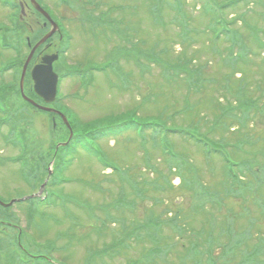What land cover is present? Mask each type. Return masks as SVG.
Listing matches in <instances>:
<instances>
[{"label":"rangeland","instance_id":"rangeland-1","mask_svg":"<svg viewBox=\"0 0 264 264\" xmlns=\"http://www.w3.org/2000/svg\"><path fill=\"white\" fill-rule=\"evenodd\" d=\"M2 1L0 71L3 68L4 72L0 74V201L7 203L37 192L42 181L45 190L41 197L46 199L47 191L55 190L67 201L62 204L53 192V196H48L52 205L41 202L31 222L26 204L12 202L7 211L0 208V222L22 229L26 238L20 240L21 245L29 252L41 254L37 261H32L34 256L26 253L25 258L29 260L26 264H148L143 255L152 244L145 237L148 233L146 223L172 218L171 214L166 216L170 209L172 213H181L178 222L182 224V231L175 232L166 226L154 230L156 239L161 236L166 243L175 246L165 260H155L151 264H194L189 256V243L196 247L193 253L198 251L199 245L201 253L209 247L218 253L209 241H213V236L227 223L231 212L241 215L243 208L256 223L246 228L247 221L240 219L235 223L236 228L239 231L249 229L254 239L243 243L224 260L239 264L243 259L251 260L252 249L264 251V213L246 202L240 206L236 199L223 202L226 180L224 162L220 159L223 157L217 154H214L217 157H206L203 145H196L188 136L165 133L166 143L173 153L171 158L164 155L160 138L157 144V137H149L152 128L140 138L126 131L115 140L98 142V149L104 155L101 154L100 162L75 149L76 154L70 156L74 160L65 174L66 183L51 185L50 182L55 181H45L43 170L51 160L53 166L56 165L58 150L68 134L84 135L83 131L128 114V119L139 122L160 121L168 129H190L196 132V138L222 145L223 149L217 151L223 152L227 160L231 157L229 161L237 163L245 157L253 158L264 172V8L261 0L240 6L246 21L235 26L238 34H244L249 43L258 41L257 48L263 49L259 48V52L256 48L244 60L236 50L232 56L229 54L228 43L215 42L212 20L193 0H177L180 10L168 9L162 0H90L94 5L87 9L96 15L106 11L108 15L103 17L115 23L110 27L102 21L89 24L80 16L77 3L89 0H76L77 3L66 0L65 4L60 0H38L52 14L63 18L62 24L70 37L66 53L57 64L61 78L57 103L53 105L67 125L61 117L56 116L52 121L51 115L25 104L20 94L24 60L31 58L22 80L23 94L37 105L46 106L34 96L29 72L41 63L44 54L56 50L57 45L55 42L49 51L32 46L31 54L26 44H34L45 37L48 25L43 27V21L29 7L28 0H15L25 5L21 14L18 10H10ZM150 5L157 6L155 13L150 11ZM240 26L251 27V37L248 30ZM157 58L167 64L191 60L190 64L186 63L187 70H200L202 85L189 84L182 72H164ZM251 59H254L253 64ZM71 67H78L81 72H73ZM92 67L96 72H87ZM246 103L250 105L247 109L243 108L248 106ZM25 113L29 120L19 124L26 136V146L21 145V148L15 137H11V130L15 120L26 119ZM10 115L12 119L7 118ZM6 118L8 122L1 124ZM27 151L36 157L44 156L48 162L42 158L34 167L29 166V161L18 162ZM104 158L123 168L126 175L120 177L105 169ZM25 164L29 166L27 173L39 176L36 187L30 176L22 174ZM203 184L217 189L221 204L199 208L203 213L197 214L199 210L195 211L192 197ZM119 198L129 206L119 207ZM256 208L264 209L259 198ZM1 229L4 233L0 234V264H22L18 258L24 254H13L18 243L17 230L7 231V226ZM116 239L125 240L122 252L104 253ZM207 260L203 258V264H209Z\"/></svg>","mask_w":264,"mask_h":264},{"label":"trees","instance_id":"trees-1","mask_svg":"<svg viewBox=\"0 0 264 264\" xmlns=\"http://www.w3.org/2000/svg\"><path fill=\"white\" fill-rule=\"evenodd\" d=\"M203 12H205L206 15L210 16V18L214 21V25L211 28V31L215 32L214 33V40L215 42H226L228 43V50L230 51V55L232 56L233 50L237 51V54H239L240 58L244 60V58L249 54H253L254 50H256L257 46L260 45L258 41H253L249 43L248 41L245 40V37H243L244 34H238V30L235 28L237 26L236 22L237 20L240 21L241 25L246 21L245 16L240 12V6L242 4H252L255 0H224V1H219V0H193ZM257 1V0H256ZM264 0H261L260 4H262L264 8ZM162 4L167 5L169 8L168 9H174V7L178 10H180L178 7L179 2L177 0H162ZM90 3L89 5H91ZM157 5V3H155ZM4 5L8 6L10 9L14 10L17 9V2L15 0H5ZM150 5V11L155 13L157 6ZM83 8H80L79 12L81 13L80 16L85 19L87 23L91 22H100L102 21L105 23L106 27H110L111 25H114L115 23L110 22L106 17H103L104 14L108 15V13H100V14H95L94 12H91L87 9L85 5H83ZM153 7V8H152ZM111 10V9H109ZM158 12V10H157ZM229 15H235L236 19L233 20H228ZM54 18H60L61 16H56ZM106 19V20H105ZM58 20V19H57ZM100 24H103V23ZM241 28H246L244 26H240ZM239 27V28H240ZM249 32V36L251 37L250 32H252V28H246ZM192 34V33H191ZM247 34V33H246ZM67 41L64 42L66 44ZM253 45V46H252ZM263 47H264V41H263ZM258 47L257 51L260 52V49L263 50L262 48ZM238 49V50H237ZM66 50V49H64ZM64 51L62 48H60V54H63ZM152 58V57H150ZM191 63V60H187L184 62H177L174 64H167L165 62H161L160 59L157 58V63L161 66V68L164 69V72H173L174 74H178L182 72L189 84L195 85H202V79L201 78V73L200 70H193V71H188L186 67V63ZM244 61L241 60V64ZM254 59H251V63L253 64ZM247 64V63H246ZM247 66V65H246ZM88 70V69H87ZM86 70V71H87ZM94 70V69H89ZM71 71L73 72H81L78 71V67L71 68ZM245 104V103H241ZM248 106L245 105V109L249 107L250 105L246 103ZM128 115V114H126ZM8 119H12V116L7 117ZM6 120L8 122V119ZM28 117L26 119H18L17 121L15 120V126L11 130L12 135L11 137H15V140L17 141V144L24 145L25 141L22 139V131L21 127H19V124H24L25 121L27 122ZM3 120L1 121V124L4 122ZM232 126V125H231ZM228 126L233 129V127ZM90 126H88L89 128ZM227 127V129H228ZM149 128H152L149 130V135L151 133L150 138L154 139L157 137V144H158V138H160L159 145L161 146V149L163 150V153L165 156L168 157H173V153L171 151V148L169 147L165 133L168 135H173L175 133L181 134L183 136H188L190 139H192L196 145H203L202 146V152L206 157H217L214 154L220 155L221 152L217 151L220 149H223L222 145L214 144L210 141L204 140L202 141L199 138H196L197 136L196 132L190 131V129H185L181 127L177 128H166L164 126V122H142L138 120H133V119H128V117H121L117 118L116 120L113 121H106L105 123H102L101 125H96V127H92L90 130L83 131L84 135H78L73 138V140L63 149L59 150L60 155L59 159L56 160V165L53 166V175H51V178L49 181H55V182H50L51 185L58 186L59 180L56 179L58 176V173H62L64 171V168L67 166H70L72 163V159L69 158L71 155L76 154L78 148L83 149L84 151L91 153V154H97V150L95 147L91 146V143H96L105 139H113L115 140L120 134H124V132H130L132 131L133 133H136L139 138L143 135L142 133L146 132ZM229 128V129H230ZM228 129V130H229ZM86 136V137H85ZM254 144V143H253ZM255 146V144H254ZM22 148V147H21ZM200 148V146H198ZM67 156L64 155V153H67ZM213 153V154H211ZM178 157V156H177ZM43 158L44 162H48V159H46L44 156L42 157H36L35 154H33L31 151H27L22 154L21 158L17 160L18 162L26 163L29 161V166H36V164ZM181 160L182 158L178 157ZM231 158V157H230ZM30 159V160H28ZM32 159V160H31ZM46 159V160H45ZM221 159V158H220ZM233 159V158H232ZM253 158L245 157L242 160L236 161L237 163H233L231 161H228L227 159L224 160V175L226 180L224 181V187H223V194H224V200L226 199H231V200H239L238 202L240 203V206H243V203L245 205V202L247 203L248 206H251L252 208L254 207L257 211H260L261 213H264L263 208H256V202L258 198L263 202L264 204V172L262 171L260 165L256 162L253 161ZM50 161V160H49ZM171 161V160H170ZM220 161V160H219ZM233 161V160H232ZM221 163V161H220ZM27 164H25L24 172L22 171V174L24 177L30 176L33 178V180L37 179L39 180V176L28 172V167ZM44 167V166H43ZM42 167V168H43ZM48 164L46 167H44L43 170L46 172V177L48 175ZM257 167V168H256ZM175 171L179 168H173ZM172 170V168L170 169ZM119 171V176H124L125 174L120 171L119 169L116 170V172ZM179 174V173H178ZM33 175V176H32ZM251 175V176H250ZM38 176V178L36 177ZM35 177V178H34ZM241 178H245V182L241 180ZM252 179V180H251ZM35 181V182H37ZM43 181L40 182L39 186L42 185ZM55 183V184H52ZM130 189L132 190L133 193H135V189L133 186L129 185ZM221 187V186H220ZM53 188V187H52ZM217 189H212L208 184H203L200 185L194 192L192 200L195 202V211H198L199 208L203 209L206 206L210 205H219L221 204V201L219 199L218 192H216ZM258 194V195H257ZM120 201L118 202L119 207H124L126 204V201L123 198H119ZM237 204L239 205V203ZM7 211V210H4ZM247 211L246 208H243V213L241 215L235 214L231 212V216L229 219H227V223L221 227L218 231V234L214 235V240H210L208 244L215 245L217 248L216 250L218 251L217 256H212L213 252L211 251L210 247L206 250H204L203 253H201L200 245L198 247V251L196 253H193L192 250H195V246H190V243L187 244L189 247V256L193 260L194 264H203V258H205V261L207 260V263L209 264H230V262H227L224 260L227 256L230 258L231 255L242 246L243 243L253 240L251 233H249V229H244L239 231L237 228H235V223L238 222V220L243 219L244 221H247L248 225L252 226L256 222L253 217L246 213ZM203 213L199 210L197 214ZM168 214H171L173 216L172 218H166L165 220H149L146 223L145 230L148 232L145 234V237L148 239V241L151 242V247L149 250L143 255L144 260L148 263L151 264L155 259L159 261L165 260V258L169 255L171 249L173 246H175L172 243H166L165 239H163L161 236H157V239L155 238L154 230H160L164 228L165 226L169 228L172 231L175 232H181L182 231V224L178 222V218H180L181 213H172L171 209L166 212V216ZM244 214V215H243ZM177 218V221H176ZM10 221V219H9ZM8 223V222H7ZM9 226L13 227L11 223H8ZM150 229L153 230V232L150 231ZM173 239V238H172ZM125 240H114L113 244L105 248L104 253L111 254L112 252H116L119 254L122 252V247L124 245ZM222 243V244H219ZM187 247V248H188ZM52 249V248H50ZM244 253V252H243ZM249 256H251V260L248 259H243L239 264H264V251L262 250H256L252 249L250 251ZM92 257V256H91ZM90 257V258H91ZM214 257V258H212ZM92 259V258H91ZM206 264V263H205Z\"/></svg>","mask_w":264,"mask_h":264},{"label":"water","instance_id":"water-1","mask_svg":"<svg viewBox=\"0 0 264 264\" xmlns=\"http://www.w3.org/2000/svg\"><path fill=\"white\" fill-rule=\"evenodd\" d=\"M31 5L33 6V8L38 11L47 21L50 22L49 17L47 16V14L35 3L34 0H30ZM21 7V13H23V7L22 5H20ZM49 36H45L44 38H42L40 40V42H38L36 45H34V49L38 47V45L42 44ZM32 54V52H31ZM56 56H46L42 59L41 64L34 66L33 69L30 72V77L31 80L33 82V91L35 93L36 96H38L39 98H41L43 100V102L46 104H50L52 102H54L55 100V96H56V84H57V76H55V74L52 71V63L54 60H56ZM31 59V58H30ZM29 58L26 60L23 69H22V77H21V82H20V94L22 96V99L26 102H28L29 104H31L34 108L44 111V112H49V113H55L57 115H59L61 117V115L54 111L51 110L49 108L46 107H42L39 106L37 104H35L33 101L25 98L24 94H23V88H22V83H23V76L25 75V70H26V66L29 63ZM62 120L64 121V123L67 125L64 117H61ZM72 135H70L71 137ZM64 146V145H61ZM12 203V202H11ZM1 206H5L4 204L0 203Z\"/></svg>","mask_w":264,"mask_h":264},{"label":"bare ground","instance_id":"bare-ground-1","mask_svg":"<svg viewBox=\"0 0 264 264\" xmlns=\"http://www.w3.org/2000/svg\"><path fill=\"white\" fill-rule=\"evenodd\" d=\"M22 140L23 141H25V139H26V136L24 135V133H23V131H22ZM70 134H68V138H67V140H65V147H66V145H67V143H66V141H69L70 140ZM28 144V143H27ZM63 144V145H64ZM64 147V148H65ZM69 167H71V166H67L66 168H64V171L62 172V173H58V176L56 177V179H58V180H60V179H63V180H65L66 182H68V180L65 178V174L69 171ZM49 174H51V172H48V175ZM37 178H38V176H36ZM35 178V177H34ZM30 180H33V178L32 179H30ZM29 180V183L31 182ZM35 181H37V179L35 180H33V182H34V186H36L37 185V182H35ZM45 200V198H40V196L38 195V194H30V195H27V196H25L22 200H20L19 202L20 203H23V204H26L27 205V217L29 218H31L32 216H33V214L35 213V212H37L36 211V207L38 206V205H40L41 204V202H43ZM45 202V201H44ZM36 204V205H35ZM5 206L3 207L4 208V210H8L10 207H11V205H12V203L11 202H7V203H5L4 204ZM29 205V206H28ZM31 220H33V217L31 218ZM30 220V221H31Z\"/></svg>","mask_w":264,"mask_h":264}]
</instances>
